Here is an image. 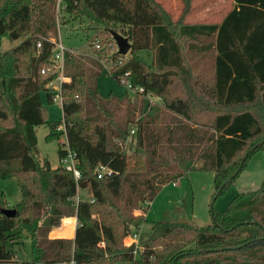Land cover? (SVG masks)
<instances>
[{"label": "trees", "instance_id": "obj_1", "mask_svg": "<svg viewBox=\"0 0 264 264\" xmlns=\"http://www.w3.org/2000/svg\"><path fill=\"white\" fill-rule=\"evenodd\" d=\"M57 1L0 0V44L22 40L0 51V178H15L21 195L10 206L0 194V211H15L0 213V263L13 261L27 242L26 264H264V180L224 211L211 207L206 226L144 218L162 186L190 172H212V200L222 196L264 148V0H231L219 23L192 24L185 21L191 0H182L176 19L157 0H60L56 12ZM60 11L130 44L126 56L112 37L92 55L65 52L64 132L56 130L61 121L47 120L41 93L53 103L45 88L51 78L40 75ZM201 61L212 72H195ZM103 73L122 86L120 95L99 93ZM44 124L46 140L66 135L56 168L33 153L35 127ZM66 146L77 182L60 164ZM100 165L111 174L98 178ZM77 189L88 196L76 203ZM70 217L74 238L50 239ZM145 223L150 236L134 254L125 238ZM72 233L70 220L58 235Z\"/></svg>", "mask_w": 264, "mask_h": 264}, {"label": "rangeland", "instance_id": "obj_2", "mask_svg": "<svg viewBox=\"0 0 264 264\" xmlns=\"http://www.w3.org/2000/svg\"><path fill=\"white\" fill-rule=\"evenodd\" d=\"M157 1L162 4L174 19L179 16L183 6L182 0ZM227 11H229V5L225 3V0H191V12L187 15L185 21L189 24L219 23ZM57 17L56 39L59 38L67 51L76 54L92 55L94 49L92 41L96 37L98 38L100 49L105 45V42L112 40L111 35L102 26L95 25L85 18L70 20L66 15H62L61 11ZM21 41V39L11 41L7 37H3L1 39L0 51H9L19 45ZM112 42L115 48H117L113 40ZM139 57L147 63L151 62V53L148 50L140 51ZM208 62H198V66L194 68V71L198 73L212 72V67ZM204 64L206 66H203ZM43 69L45 70V74L41 73ZM40 75L43 78H51L45 85V88L48 90L47 86L49 84H56L58 81L57 65L51 56L49 63L40 69ZM97 85L99 93L102 96H106L109 93L120 95L123 92L122 86L104 73L98 79ZM150 100L154 101L156 99L150 98ZM41 104L46 110L48 121H61L62 124V109L59 99H55L50 104L46 101L45 95L41 93ZM47 134V124L35 127L37 143L33 149V153L40 162L43 159H47L51 167L56 168L59 165L58 150L59 148L64 149L66 139L61 135L59 140L48 141L46 140ZM263 180L264 148L254 153L248 159L246 167L222 196L212 200L214 193L212 172H190L186 176L162 186L149 204L145 216L148 222H184L196 226H206L211 222V207L217 212L224 211L229 203L238 195L258 190ZM78 193L82 199L88 196L87 190H79ZM0 194L3 195L5 201L10 206H14L20 201V190L15 178H0ZM138 211L140 210L135 211L137 214L135 212L134 214L138 215ZM141 226L143 228L139 232V240H146L150 236V224L145 223ZM63 227H65V223L63 224L62 222V226L57 228V230L63 229ZM50 233L48 237L53 239ZM131 235L125 239H129ZM129 243L130 241L127 240V243L125 244L124 242V245L130 248L132 244ZM137 244L140 247L141 241ZM29 260L30 248L26 242V248H18L16 250V256L13 261L0 264H26Z\"/></svg>", "mask_w": 264, "mask_h": 264}, {"label": "built area", "instance_id": "obj_3", "mask_svg": "<svg viewBox=\"0 0 264 264\" xmlns=\"http://www.w3.org/2000/svg\"><path fill=\"white\" fill-rule=\"evenodd\" d=\"M59 4H60V0L57 1V7H56V12L59 11ZM49 42H51L53 44L52 47V54H51V58L53 59V61L56 63L57 65V72L59 74L58 76V81L56 82V84H49L47 87L49 88V91L53 94L52 96V100L54 101L55 99H59L60 103H61V84L63 82H68L69 79L63 74V67H64V55L65 52L67 51L62 43L60 42L59 38L54 39V38H48L47 39ZM40 47V44H37V48ZM94 48L99 49L100 48V44L98 41H96L94 43ZM41 73L45 74V70L43 69L41 71ZM127 88H130L129 85H127ZM139 91H142V89H139ZM57 131H65V127L64 124L62 123L60 126L57 127L56 129ZM131 133H133V131L131 130ZM64 138L66 139V135H63ZM66 148V152L67 155L61 159L60 164L62 166V168H64L66 171L70 172L73 177L74 180L77 182L78 179L80 178V172L76 167V160L74 155L71 153V151ZM97 177L101 178L103 175H110L111 171L105 167V166H98L97 167ZM79 190L77 189L76 195L74 197V201L77 203L81 200H83L80 196H79ZM135 249V248H133ZM137 249V248H136ZM136 249L133 251V253H136ZM62 264H76L74 260H70L67 263H62Z\"/></svg>", "mask_w": 264, "mask_h": 264}, {"label": "crops", "instance_id": "obj_4", "mask_svg": "<svg viewBox=\"0 0 264 264\" xmlns=\"http://www.w3.org/2000/svg\"><path fill=\"white\" fill-rule=\"evenodd\" d=\"M225 3H227L228 5H229V10L232 8V2H231V0H225ZM228 12V11H227ZM226 15V14H225ZM224 18V17H223ZM137 214V213H136ZM141 214V212L140 211H138V215H140ZM144 217H145V219H146V216H145V214H144ZM70 220H73V233H72V235L71 236H68V237H66V236H59L58 235V233L59 232H61V231H63V229H64V227H63V229H60V230H57V229H54V230H52L51 231V237L53 238V239H58V238H63V239H72V238H74V233H75V227H76V219H75V217H70V218H65V219H63V224L65 223V221L66 222H69ZM147 220V219H146ZM143 228V226H140L138 229H133L132 230V235L129 237V239H126V240H129L130 241V243L132 244L131 246H133V247H135V248H140L139 246H137L138 244L137 243H139L140 241L142 242V241H144V240H139V232L141 231V229ZM54 233H56L57 235H54ZM66 237V238H65ZM129 243V244H130ZM126 244V243H125Z\"/></svg>", "mask_w": 264, "mask_h": 264}, {"label": "water", "instance_id": "obj_5", "mask_svg": "<svg viewBox=\"0 0 264 264\" xmlns=\"http://www.w3.org/2000/svg\"><path fill=\"white\" fill-rule=\"evenodd\" d=\"M110 35L117 47L118 54L122 56H126L130 50V44L127 40V38L123 37L122 35L116 33L115 31H110ZM1 214L6 216H13L15 211L12 209H3L0 211ZM133 249V246L129 248L131 251Z\"/></svg>", "mask_w": 264, "mask_h": 264}]
</instances>
